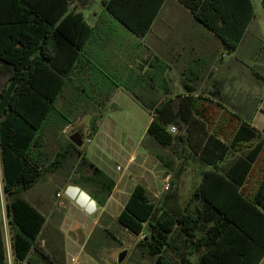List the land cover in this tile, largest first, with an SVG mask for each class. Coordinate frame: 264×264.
I'll return each mask as SVG.
<instances>
[{
    "label": "trees",
    "instance_id": "16d2710c",
    "mask_svg": "<svg viewBox=\"0 0 264 264\" xmlns=\"http://www.w3.org/2000/svg\"><path fill=\"white\" fill-rule=\"evenodd\" d=\"M179 1L198 22L214 32L229 52L238 48L255 16L251 0ZM262 5L264 8V0ZM66 12V5L48 4L46 0H0V61L13 67L12 76L0 92V155L13 251L18 264L28 261L32 251H38L37 242L47 221L21 193L33 189L45 172L59 170L66 157L67 150L52 164L43 167L37 150L46 123L57 115L64 117L56 108V102L81 57L80 50L92 33L82 14L69 13L57 25ZM122 22L144 37L153 19H122ZM72 27L76 33L75 42L63 30ZM49 39L54 43L51 49L44 44ZM63 40L74 46L71 54L62 49L60 41ZM143 104L153 115L147 137L162 148H174L179 160L191 148L207 165L216 166L231 150H239L255 139L259 141L248 158L243 159V164L227 175L214 170L205 172L203 183L191 196V200H201V210H189V202L181 208L174 196H171L174 203L167 197V201L157 207L146 188L138 185L118 217L121 226L140 236L145 225H149L152 230L145 239L157 244L156 252H148L156 258L155 264H258L264 256V184L254 200L240 188L263 151L264 126L258 131L235 117L239 125L230 145L206 133L204 147L201 149L200 141L196 150L190 143L189 122L192 114L197 112L200 116L201 113L189 111L191 105H195V100L189 98V91L187 96H180L161 107L157 103ZM69 123L64 120L65 126ZM172 127L177 129L174 135L170 132ZM87 162L82 159L83 165ZM91 166V177L80 175L73 182L83 188L89 184L90 197L104 208L113 194L115 181L95 165ZM210 177H217L222 183L220 187L213 188ZM173 223L182 242L171 237L173 230L161 229L162 225ZM166 248L178 252L179 259L169 257ZM184 249L186 251H182ZM39 256L48 259L43 253ZM0 264H7L1 217Z\"/></svg>",
    "mask_w": 264,
    "mask_h": 264
},
{
    "label": "rangeland",
    "instance_id": "374dc122",
    "mask_svg": "<svg viewBox=\"0 0 264 264\" xmlns=\"http://www.w3.org/2000/svg\"><path fill=\"white\" fill-rule=\"evenodd\" d=\"M253 2L256 6L257 20H260L263 11L260 0H253ZM185 11L182 10L180 13L185 15ZM180 16L177 15V18L172 20L176 23L173 26H177L176 37L173 39L177 41L179 47L177 50L181 55L178 61L173 59L170 61L174 65V70L168 74L172 93L178 96L186 93L183 83H187V80L183 73L189 69V53L182 46L189 44L190 30L188 28L191 25L189 19L184 17L179 19ZM156 36L150 34L146 37L142 52L146 46L157 40ZM158 38L161 40L163 37ZM249 39L250 36L247 35L242 47L249 42ZM211 44L219 43L215 39L211 41ZM256 48L260 49V44ZM229 71L219 69L217 77L211 78L215 87L222 92L221 98L210 95L211 82L194 83L198 95L212 99L209 101L207 98L200 99L199 103L208 105L211 129L225 140H230L237 128L238 123L235 117L241 116L247 119L250 116L257 128L264 126V69L242 67L239 75L242 88L239 93L236 88L237 76L233 79ZM116 99L120 109L102 111L104 119L107 120L102 127L100 126V131L104 134L107 129L110 130L107 133H111L112 138L110 145L107 144L109 148L102 147L99 140L94 139L92 135L102 118L101 111H64V117L61 119L71 121L73 127L69 134H61L58 141L53 144L50 143L55 141V139L51 140L55 132L52 131L51 126H49L51 129L47 128L45 136L48 144L44 151L46 156L44 166L50 165L57 154L63 153L68 145L70 150L87 155L93 164L114 179L116 187L113 197L105 208L98 207L94 212H90L91 215L88 216L89 220L86 223L78 219L69 203L65 201V196L63 195V198L59 193L62 192L61 189L56 185L64 181L71 182L78 179L80 175L91 176L93 174L92 168L79 165V155L73 152L57 176L45 172V177L40 179L33 189L22 192L21 196L30 202H37L39 209L47 217L45 227L37 242L38 251L31 252L29 260L26 261L28 264H50L48 261L54 264H155L156 258L153 255L149 256L148 252H156L157 244L152 239H145L152 229L146 224L143 234L134 235L121 226L118 221L119 215L125 209L133 190L138 185L146 188L151 201L157 207L167 201V197L171 203H174L171 196L176 198L175 202L181 208L187 206L193 188L199 180L200 172L193 169L194 164L189 161L187 154L179 160L174 148H162L151 138H145L151 117L147 111L133 102L128 94L121 92ZM75 133L81 134L82 147H77L70 141V137ZM88 139H91L90 143ZM143 148L145 152H142ZM131 158L133 162L129 163ZM199 167L205 169L200 163ZM254 179L255 177L250 181V186L253 185ZM88 185L85 189L87 191ZM38 189L50 190L51 195L37 197L35 193ZM7 203L0 155V217L5 248L10 250L12 230L9 224ZM80 206L83 210H87L84 204ZM157 222L159 220L156 221V226H158ZM175 225L174 223L162 225L161 229L167 227L169 231L173 230L171 237L182 242V237L175 229ZM64 242L68 244L66 250H64ZM166 251L172 259H179L178 252L175 250L166 248ZM125 252L127 255L121 260ZM41 253L48 257V261L39 256ZM7 264L18 263L12 256L11 259L8 257Z\"/></svg>",
    "mask_w": 264,
    "mask_h": 264
},
{
    "label": "crops",
    "instance_id": "0c3cea01",
    "mask_svg": "<svg viewBox=\"0 0 264 264\" xmlns=\"http://www.w3.org/2000/svg\"><path fill=\"white\" fill-rule=\"evenodd\" d=\"M29 1L31 2V0ZM251 1L255 9V16L250 22L238 48L234 52H229L214 32L203 23L198 22L179 0H164L163 3L162 0H46L48 4L61 3V5L67 6V12L57 22V25H59L69 13H73L82 14L86 23L92 28L89 40L80 50L81 57L75 63L74 70L67 80V84L61 95L57 99L56 108L63 114L64 111H101L102 118L97 123L95 132L92 135L94 139L97 138L99 140L102 147L109 148L107 144L110 145L109 142L112 138L111 133H107L110 132V130L107 129L104 134L100 131V128L107 120L104 119L105 116L102 111L120 109L116 97L119 96L121 92L128 94L133 102L137 103L144 111H147L152 122L153 115L143 102L147 104L157 103V105L161 107L180 96H187L189 91V98L195 100V105H191L189 111H198L201 113L200 116L197 112L192 114L189 122V131L191 132L190 143L192 147L197 150V146L200 145L201 141L202 149L207 140V136L210 134H214L218 139L226 143V145H230L233 136L230 140H225L212 131L209 121V107L206 104L202 105L199 103L200 99H206L207 97L198 95L194 83L211 82L212 91L210 95L221 98L222 92L215 87V83L211 79L217 77L219 69L230 70L229 72L232 73L233 79H236L237 76L236 88L238 93L242 88V83L239 78L242 67L249 69L259 67L264 69V8L262 0H260L263 11L260 20H257L256 6L253 0ZM182 10H186L185 15L180 13ZM177 15H181L180 18L178 17L179 19L183 17L189 19V24H191L188 28V30H190L189 44L182 46V48L189 53V69H187L188 72L185 71L183 73V76H186L185 78L187 80V83H183V88L186 93L180 96L173 95L171 83L168 79L169 72L174 70V65L170 61H172V59L178 61L181 55L177 50L179 48L177 46L178 43L173 39V37H176L175 32L177 26H173V24L176 23L172 19H176ZM122 19L139 21L153 19V22L145 36L140 37L122 22ZM63 30L66 32L67 37L72 38L74 42L76 41L74 27ZM150 34L157 35V40L149 44V46H146L142 52L141 50L145 45V39ZM247 35L250 36L249 42L242 47L243 41ZM167 36L169 37L167 38ZM158 37L163 38L160 40ZM215 39L219 44H211V41H215ZM60 43L63 46L62 49L71 54V49L74 46L72 47V44L65 40L60 41ZM44 44L46 48L48 47L50 49L54 46L51 39L45 41ZM258 44H260V49L256 48ZM249 48L251 49L250 51ZM65 60L69 59L66 58ZM66 65L67 63H65V66ZM12 74L13 67L0 61V92ZM185 85H187L186 88ZM209 100L212 99L207 98V101ZM239 118L241 122L249 123L251 127L258 131H261L263 128V126L262 128H257L253 122L254 120L250 119V116L247 119L241 116ZM91 125L92 123L90 127ZM238 125L239 124H237V127ZM49 126H51L53 129L52 131L55 132L51 138V140L55 139V141H51L50 143L53 144L58 141L61 134H69L73 127V123L70 121V123L65 126L64 121H62L61 117L58 115L51 118L46 123L37 150L38 157L43 167L47 166L43 164L46 159L44 151L48 144L45 133ZM206 133L209 134L206 135ZM145 138H147V132ZM145 138L142 140V146ZM88 140L91 142V139ZM258 141L259 139H255L250 143L244 144L239 150H231L230 153L224 157L223 161H219L216 166L207 165L199 155L194 154L193 151H191L192 149L189 148V152H187L189 161L194 164L193 169L200 172L199 180L193 188L192 194L194 190L203 183L205 172L214 170L223 176L227 175L231 169H235L237 166L243 164V159L248 158L249 153ZM66 150L68 152L59 170L48 173L57 176L64 164L69 160V155L73 152L79 155L80 166H88L93 169L91 165L95 164L88 159L87 155H83L79 151L70 150L68 145ZM66 150H64L63 153H65ZM142 152H145V148H143ZM63 153H58L56 158ZM143 154L144 153H142V155ZM83 158L88 161L86 165L82 164ZM132 162L133 158L129 160V163ZM199 163L202 164L205 169L200 168ZM102 171L111 178L104 170ZM240 175L241 173L237 175V179L241 177ZM44 177L45 173L41 180ZM254 177L253 185L250 186V181ZM210 178V180L214 182L213 188L220 187L222 183L217 177ZM263 184L264 148L260 156H258L254 162L251 172L248 174L240 190L249 199L254 200ZM56 185L61 189L62 192L59 193H61L62 197L63 195L65 196V201L69 203L75 216L78 217V219H82V222L86 223L87 220H89L88 216L91 215L90 212L92 213L100 207L90 197L89 192L85 190L86 188L75 184L73 181H64L62 184L56 183ZM206 186L209 190L210 185L207 184ZM114 193L115 188L110 199L113 197ZM35 194L37 197L51 195L50 190L44 189H38ZM30 203L43 213L39 209L37 202ZM81 204H84L87 210H83L80 206ZM197 209H202L201 200H191L190 197L189 210L195 211ZM73 242L74 241H72V243ZM67 247L68 244L64 242V250H66ZM258 264H264V256Z\"/></svg>",
    "mask_w": 264,
    "mask_h": 264
},
{
    "label": "water",
    "instance_id": "95a60500",
    "mask_svg": "<svg viewBox=\"0 0 264 264\" xmlns=\"http://www.w3.org/2000/svg\"><path fill=\"white\" fill-rule=\"evenodd\" d=\"M70 141L73 142L77 147H82V145H83V140H82V136L80 133H75L74 135H72L70 137ZM125 255H127L126 252L121 257V260L124 258Z\"/></svg>",
    "mask_w": 264,
    "mask_h": 264
},
{
    "label": "built area",
    "instance_id": "2783aa9c",
    "mask_svg": "<svg viewBox=\"0 0 264 264\" xmlns=\"http://www.w3.org/2000/svg\"><path fill=\"white\" fill-rule=\"evenodd\" d=\"M170 132H171L172 134H175V133L177 132L176 127H172V128L170 129ZM88 142H90V140H88ZM167 190H168V188H167ZM5 250H6V258H7V261H8V257L11 259L12 256H13V258L15 259L14 251H13V244H11V246H10V250H9V249H6V248H5ZM74 260H75V259H73V261H74ZM21 264H28V263H27V262H24V263H21Z\"/></svg>",
    "mask_w": 264,
    "mask_h": 264
}]
</instances>
